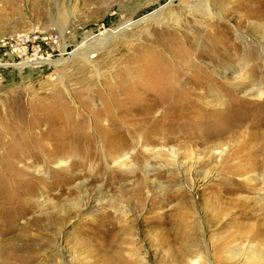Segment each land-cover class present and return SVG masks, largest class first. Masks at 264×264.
<instances>
[{"label": "rangeland", "instance_id": "374dc122", "mask_svg": "<svg viewBox=\"0 0 264 264\" xmlns=\"http://www.w3.org/2000/svg\"><path fill=\"white\" fill-rule=\"evenodd\" d=\"M128 19L99 71L0 69V241L13 264H264V0H0V64Z\"/></svg>", "mask_w": 264, "mask_h": 264}, {"label": "bare ground", "instance_id": "6f19581e", "mask_svg": "<svg viewBox=\"0 0 264 264\" xmlns=\"http://www.w3.org/2000/svg\"><path fill=\"white\" fill-rule=\"evenodd\" d=\"M198 11L201 14L206 15V16H208L210 14L209 8L206 4L199 5ZM156 13L157 12H155L152 15H148L146 17H143L140 20H150L153 16H155ZM137 22L138 21H129V19H128V20L120 23L118 26H116L112 29L103 30V31H100L99 33H97L95 35H91V36L87 35L75 46V48L71 52L67 53L68 54L67 57L62 56L59 59L54 60L50 57V55H47V56L39 55L38 54L39 51H35L31 55L32 58H30L29 60H26V61H23L25 58L22 61H20L19 63H14V62L9 63L8 60L6 62L3 61V63L0 64V69H5L8 66V64L12 65L15 68H22V69L24 67H30V66L35 64L36 70L40 69L41 71H43V70L47 69L49 65L56 66V69H57V66H59L60 64H63V65L67 64V63L69 64L71 62H75L74 60H77V58H80L82 60V62H84L86 65L93 66V68H95L96 71H99V68L96 67L97 64H96V66L93 65L94 60L91 59V58L95 57L96 54H93L92 56H89V55L91 53H95V52L97 53L100 50H104L112 42V40L115 37L122 34L128 28L134 26ZM59 33H60V40H58V42L60 41L59 47H60L61 52H65L66 51V44L64 42L63 30L59 31ZM20 49L19 50L15 49L12 52H10L9 54L15 58L17 57L19 59H22V57H24V55L27 54L28 48L26 46H21ZM137 69H138V71H140V67ZM245 69H248V67ZM59 70L61 72L62 69H59ZM58 77H60V79H61L63 76L61 77V75H60ZM249 94L253 95L257 99L256 101H253L254 104H257V103L259 104L260 101H258V100L264 99V91L260 90L259 88L252 89V91ZM115 102L116 101H113L111 103L113 105H115ZM168 150H169L168 152L174 156L177 154V148L174 145H171V147H169ZM127 161H128V159L125 157V154L122 156H118L114 160V162L118 166H120V165L126 166ZM0 214H4V213L1 212ZM5 218H6V216H5ZM30 225H32L31 219L25 218L22 222V228L30 226ZM10 229H12V228H10ZM23 249H24V247L19 245L18 243L14 244L13 246H8V244L6 242L0 241V258H2V260L0 259V263H2V264H13L15 261H19V262L26 261L27 259H26L25 253L23 252ZM133 250L134 249L132 247V251ZM134 253H136V254L138 253L137 255H139L138 249H135Z\"/></svg>", "mask_w": 264, "mask_h": 264}]
</instances>
